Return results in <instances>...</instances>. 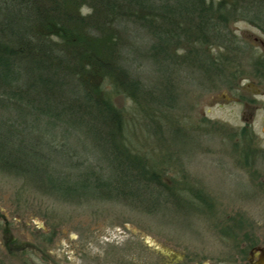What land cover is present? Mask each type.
<instances>
[{"label":"trees","instance_id":"trees-1","mask_svg":"<svg viewBox=\"0 0 264 264\" xmlns=\"http://www.w3.org/2000/svg\"><path fill=\"white\" fill-rule=\"evenodd\" d=\"M241 21L264 31V0H0V173L66 197L129 195L142 206L163 187L175 199L186 190L170 191L136 149L128 112L114 98H129L162 126L157 113L173 109L179 74L229 83L232 56L241 51L231 24ZM130 28L151 36L147 56L163 90L145 89L128 63ZM74 137L100 151L109 178L93 185L90 175H57L55 167L70 169L81 155Z\"/></svg>","mask_w":264,"mask_h":264},{"label":"rangeland","instance_id":"rangeland-1","mask_svg":"<svg viewBox=\"0 0 264 264\" xmlns=\"http://www.w3.org/2000/svg\"><path fill=\"white\" fill-rule=\"evenodd\" d=\"M130 29L134 42L128 63L145 89L163 90L147 56L151 36ZM231 30L241 51L232 56L229 83L179 74L173 80V109L167 118L157 113L162 126L133 110L129 98H114L128 112L136 149L170 191L183 187L184 194L172 199L156 187L152 192L159 198L141 206L129 195L115 200L96 192L78 198L49 194L41 184L0 173V215L11 221L13 235L43 237L65 264H229L234 236L263 234L264 31L246 21L232 23ZM71 142L85 157L68 163L58 157L61 165L73 166L55 167L57 175L73 181L90 175L93 185L97 177L109 178L110 166L100 151L86 141L78 145L75 137Z\"/></svg>","mask_w":264,"mask_h":264},{"label":"flooded vegetation","instance_id":"flooded-vegetation-1","mask_svg":"<svg viewBox=\"0 0 264 264\" xmlns=\"http://www.w3.org/2000/svg\"><path fill=\"white\" fill-rule=\"evenodd\" d=\"M247 163L246 160L244 165H249ZM247 168L244 167V170ZM1 217L0 215V264H65L49 251L43 237L19 239L13 235V226L8 217ZM234 240L229 264H264V232L257 237L251 231L243 238L234 236ZM37 248H41L45 254Z\"/></svg>","mask_w":264,"mask_h":264},{"label":"water","instance_id":"water-1","mask_svg":"<svg viewBox=\"0 0 264 264\" xmlns=\"http://www.w3.org/2000/svg\"><path fill=\"white\" fill-rule=\"evenodd\" d=\"M37 249H39L42 253H44V251L41 249V248H37ZM45 254V253H44Z\"/></svg>","mask_w":264,"mask_h":264}]
</instances>
